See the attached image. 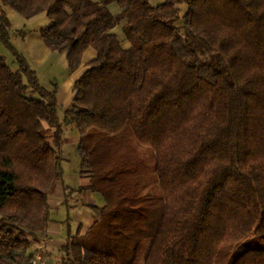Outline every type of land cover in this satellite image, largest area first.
<instances>
[{
  "label": "trees",
  "instance_id": "trees-1",
  "mask_svg": "<svg viewBox=\"0 0 264 264\" xmlns=\"http://www.w3.org/2000/svg\"><path fill=\"white\" fill-rule=\"evenodd\" d=\"M6 8L71 69L95 52L61 121ZM0 41V264H32L69 125L103 204L62 264H264V0H0Z\"/></svg>",
  "mask_w": 264,
  "mask_h": 264
},
{
  "label": "rangeland",
  "instance_id": "rangeland-1",
  "mask_svg": "<svg viewBox=\"0 0 264 264\" xmlns=\"http://www.w3.org/2000/svg\"><path fill=\"white\" fill-rule=\"evenodd\" d=\"M154 3V0H150ZM185 5H180V13H183ZM6 14L11 24V43L15 48L22 52L27 58L31 68H33L38 76L39 83L46 87L52 88L54 85L57 90L56 98L58 99V116L60 121L63 119V111L71 102L73 83L79 74L82 73L85 63L90 60L92 51L90 47L84 50L81 55L80 63L70 68L66 62V55L64 52L44 51L45 43L37 36L39 29L48 22L44 13H38L30 18H23L20 14L12 9L6 8ZM24 31L21 37L16 35V31ZM0 55L4 56L6 62L15 68L16 64L13 55L8 48H6L0 41ZM61 105V106H60ZM51 140V138H49ZM78 140V132L73 125L64 126L61 140V157L60 163L62 176L64 180L76 181L78 188L87 183V178L79 175L78 172V155L76 145ZM56 188V186H55ZM81 198L84 197L86 191H79ZM98 195V193H96ZM103 202V198H102ZM101 202V205L103 204Z\"/></svg>",
  "mask_w": 264,
  "mask_h": 264
},
{
  "label": "crops",
  "instance_id": "crops-1",
  "mask_svg": "<svg viewBox=\"0 0 264 264\" xmlns=\"http://www.w3.org/2000/svg\"><path fill=\"white\" fill-rule=\"evenodd\" d=\"M162 1L163 0H154V3H152L149 0L153 5L159 4ZM108 8L112 14H116L120 11L119 7L113 3L110 4ZM112 31L118 38L121 39L123 37L120 24L116 25ZM37 36L40 37V34L37 33ZM44 51H50L46 45ZM94 55L95 52L92 51V56L94 57ZM72 93L74 94V91ZM77 180L67 181L64 180L62 176L61 180L57 182L54 191L47 197L49 207L47 226L45 231L40 235L39 242L32 246L35 249V254L37 253V249L42 247L41 253L45 264H62L61 248L68 241L69 237L76 234L85 235L93 221L91 207L94 205H101L102 196L89 190H86L84 197L81 198L77 191Z\"/></svg>",
  "mask_w": 264,
  "mask_h": 264
},
{
  "label": "built area",
  "instance_id": "built-area-1",
  "mask_svg": "<svg viewBox=\"0 0 264 264\" xmlns=\"http://www.w3.org/2000/svg\"><path fill=\"white\" fill-rule=\"evenodd\" d=\"M41 249H42V247H39L37 249V253L35 254V257H34V259L32 261V264H45V261H44V259L42 257Z\"/></svg>",
  "mask_w": 264,
  "mask_h": 264
}]
</instances>
